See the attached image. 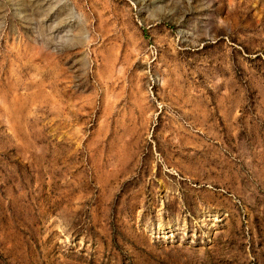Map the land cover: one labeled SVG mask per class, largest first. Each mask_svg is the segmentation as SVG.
Listing matches in <instances>:
<instances>
[{"label": "rangeland", "instance_id": "rangeland-1", "mask_svg": "<svg viewBox=\"0 0 264 264\" xmlns=\"http://www.w3.org/2000/svg\"><path fill=\"white\" fill-rule=\"evenodd\" d=\"M0 264H264V0H0Z\"/></svg>", "mask_w": 264, "mask_h": 264}]
</instances>
